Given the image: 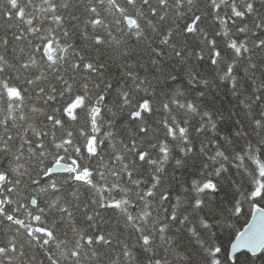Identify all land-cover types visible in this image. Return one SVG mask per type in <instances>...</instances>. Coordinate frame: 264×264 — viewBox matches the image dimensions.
Returning <instances> with one entry per match:
<instances>
[{"label":"snow or ice","instance_id":"snow-or-ice-1","mask_svg":"<svg viewBox=\"0 0 264 264\" xmlns=\"http://www.w3.org/2000/svg\"><path fill=\"white\" fill-rule=\"evenodd\" d=\"M0 264H264V0H0Z\"/></svg>","mask_w":264,"mask_h":264},{"label":"trees","instance_id":"trees-1","mask_svg":"<svg viewBox=\"0 0 264 264\" xmlns=\"http://www.w3.org/2000/svg\"><path fill=\"white\" fill-rule=\"evenodd\" d=\"M220 100L223 102V105H224L225 107H227L228 104H229V101L231 100V97L225 95L224 93H221V94H220Z\"/></svg>","mask_w":264,"mask_h":264}]
</instances>
